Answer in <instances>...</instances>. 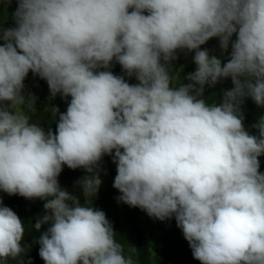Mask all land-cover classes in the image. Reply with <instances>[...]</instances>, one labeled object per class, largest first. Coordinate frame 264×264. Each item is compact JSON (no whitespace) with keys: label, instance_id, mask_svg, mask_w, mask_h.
I'll return each mask as SVG.
<instances>
[{"label":"clouds","instance_id":"clouds-1","mask_svg":"<svg viewBox=\"0 0 264 264\" xmlns=\"http://www.w3.org/2000/svg\"><path fill=\"white\" fill-rule=\"evenodd\" d=\"M11 1L16 24L0 15L10 27L0 35V189L36 203L25 217L38 231L51 226L39 246L27 242L28 222L0 199V264H162L172 254L171 264H264V0H0V7ZM212 37L222 54L232 53L223 66L200 48ZM181 48L195 50L179 57L189 59L186 68L161 63ZM110 64L139 84L97 69ZM32 73L48 82L45 98L61 93L59 104L68 106L55 134L25 105V78L35 94L40 81ZM113 151L110 185L98 174L82 182L91 204L107 198L109 222L58 177L69 183L74 169L91 172ZM121 212L130 228L124 238L114 232ZM130 219L145 223L136 241Z\"/></svg>","mask_w":264,"mask_h":264},{"label":"rangeland","instance_id":"rangeland-1","mask_svg":"<svg viewBox=\"0 0 264 264\" xmlns=\"http://www.w3.org/2000/svg\"><path fill=\"white\" fill-rule=\"evenodd\" d=\"M17 7H18L17 1H15V2L11 1L9 5H4V6L0 7V15H2L3 19L6 22H8L9 24H16V20H15V17L13 14L15 13ZM2 32L3 31H1L0 35H2ZM237 39H238V33H234L232 35L230 41H229V45H232V43H234ZM200 48H202L203 50H208L209 55H211V53L215 52L216 57H218V59H220V60L224 59V62L221 63V66L226 64L231 59L232 53H224L226 56L224 54H222V52H224V49L221 47L220 37L210 38L208 41H206L205 44L201 45ZM194 52H195V50L190 51L186 48L177 49L174 53V55L176 57L175 59H173L169 62H165L164 60L163 61L161 60V63L165 64L168 69H169V65H175V64L179 65L183 68H186L189 64H191L189 62V59L184 61V60L180 59L179 57H182L184 55L194 53ZM224 56H225V58H224ZM97 69H100V71H111L116 76H122L125 79V81L127 83H129L130 85L139 84V81L137 80L135 75L129 76L127 74V72H125L121 69H117L116 66H113L111 64L107 68L100 67ZM177 76H178V74H176V78H177ZM170 77H172L173 81H174V75L171 74ZM31 78H32V80H35V81L42 79L39 75H36L34 73H32ZM224 78H227V77H224ZM231 84H232V82H229V85L231 86L230 88L233 89L235 86H232ZM178 86H179V82H173L172 87L178 88ZM59 94H61V93H57L54 97L51 95L50 97H47L43 100L41 98L37 97L35 100H33L32 102L29 103V104H31L30 108L33 112L34 119L40 120V121L44 120V122H43L44 125L49 126V131L54 132V134L57 132V130L56 129L54 130L52 125H58L59 124L60 114L66 113L67 108H68V106L59 104ZM217 106H219V105H217ZM257 106H259V105H257ZM22 108H23V111L25 112V110H26L25 107L23 106ZM54 109H58L59 111H54ZM114 154H115L114 151H113L112 155L105 154L96 165L92 166L91 172H89L84 167H78V168L74 169L75 171H73L70 174L71 182H69V183H67L66 180L63 179L65 177V174H63L62 172L60 173V175L58 177V181H59L60 187L62 189H65L71 195L76 196L79 199L80 204H81V200H82L83 206H91L94 209L102 210L106 214V218L109 220V222H110V219L107 217V213L105 211V208L107 207V204H108L107 198L105 200H102L100 204H91L90 198L94 195V193H91L89 195V197L86 196L84 189H83L82 182L84 181V179L86 177H92V176H96L98 174L99 178L103 184L110 185L109 182L111 180H113L115 177L114 172L117 173V164L113 162ZM258 158H259L260 165L264 164V154H262ZM80 169L82 170L81 172H79ZM108 169L110 172L107 171ZM259 171L262 173L263 170L259 169ZM79 173H81L82 177L78 176ZM108 175H109V177H108ZM104 178H105V180L107 178V180L105 181ZM0 199H2L3 205L11 208L20 217V219L22 220L23 223L28 222V226H24L25 227V233H24L25 240H27V242H31V243L35 244L36 246H39L40 245L39 240H40L42 234L47 232L48 228L51 225H50V223H45L42 225L41 230L38 231L35 228V224L37 223V221L29 222L26 219V217H25L26 209H32L33 204L35 206H37L36 203H33L31 201H30V203L25 202L22 200V198L19 194L9 195L8 193L4 192L2 189H0ZM82 204H81V206H82ZM131 207H132L131 205L126 203L127 209H131ZM125 214H126L125 212L124 213L121 212L120 214L117 215L118 218L115 219L116 224H118L119 226L116 225L117 229L115 228L114 232L116 234H119L118 235L119 238L126 237L128 235L127 230L130 231L129 226L126 224V222L123 218V216ZM41 218H42V216L39 219H41ZM132 220H134V219H130L129 222L132 223ZM121 225H123V226H121ZM152 226H154V227L156 226L155 221L152 222ZM178 227L179 226L177 225V228ZM117 231H119V233ZM177 232H178L177 238L181 237L183 232L182 231H177ZM150 233H151L150 228H147L145 230V234L148 235ZM152 234L154 236H157L159 234V232L157 230L155 232L152 231ZM182 240L184 243L189 244V242L186 240L185 236L182 237ZM130 246L133 247L134 245L132 244ZM157 248H158V249H156L157 251H161V249H159L160 248L159 245L157 246ZM145 254H147V256L149 258H151V257L154 258L153 255H149V252H146ZM136 257H137L136 253L133 252L132 258L134 261H135ZM173 258L175 261L177 256H174V254H173ZM21 260H23V258H21ZM156 261L161 262L162 257L161 256L157 257ZM184 263L190 264V260H188L187 262L185 261ZM6 264H14V259L8 258ZM140 264H149V262L144 261L143 263L141 262ZM162 264H165V263L162 261Z\"/></svg>","mask_w":264,"mask_h":264},{"label":"trees","instance_id":"trees-1","mask_svg":"<svg viewBox=\"0 0 264 264\" xmlns=\"http://www.w3.org/2000/svg\"><path fill=\"white\" fill-rule=\"evenodd\" d=\"M28 82H29V80H28L27 77H26L25 80H24V88H23V90H22V95L25 97V105H26L27 107H28V105H29V102H28V101H31V100H33V99L36 98L37 93H38V91H39V87H40L41 85H43V84H45L46 86H47V84H48L47 81L40 80V81L37 83V85H36V94H35L33 88H31V90L26 88ZM50 93H51V91H50V88H49V89L45 92V94H44L43 96H41V97H42V98H45V97L48 96ZM34 97H35V98H34ZM243 99L245 100V98H243ZM254 110H255V107H254L252 104H250V105H248L246 111L253 112ZM248 113H249V112H248ZM242 115L245 116L246 113H244V114H242ZM263 118H264V115H263ZM131 225H132V230H133V232H135V233H137V234L139 235V234H141V231H143L144 226H145V223L142 222V221L136 223L134 220H132ZM170 232H171V229H170ZM133 239H134L135 241H136V239H137V236H136L135 234H133ZM167 239H168V238H166V240H167ZM117 240H118L119 242H121V243L124 245V241H122L121 239H117ZM142 241H143V239H142ZM142 245H143V243L141 242L140 247H139V248H140V251L143 250V249H141ZM165 247H166V249H168V250H169V248H170V246L167 245V244H166ZM172 255H173V254H172ZM172 255L170 256V258L167 260V263H165V264H171V262H172ZM176 261H178V264H181V262H179V261H180L179 259H177Z\"/></svg>","mask_w":264,"mask_h":264},{"label":"bare ground","instance_id":"bare-ground-1","mask_svg":"<svg viewBox=\"0 0 264 264\" xmlns=\"http://www.w3.org/2000/svg\"><path fill=\"white\" fill-rule=\"evenodd\" d=\"M8 28H10V27H8L7 25H6V22H2L1 20H0V33H1V31H3L4 29H8ZM11 28H14L13 26H11ZM4 43V41L3 40H1L0 39V45H2ZM27 77H28V75H27ZM49 89V87L48 86H46L45 84H43V85H41L40 87H39V91H38V93H37V96H43L44 94H45V92L47 91ZM35 98V97H34ZM110 175V174H109ZM109 175H108V177H109ZM104 180H105V178H104ZM106 180H107V178H106ZM105 180V181H106ZM120 224V223H119ZM125 224V223H124ZM118 225V224H117ZM119 226V225H118ZM121 226H123V225H121ZM122 228V227H121ZM117 229V228H116ZM118 233H119V231H117ZM133 234H135V232H133L132 231V236H133ZM136 235V234H135Z\"/></svg>","mask_w":264,"mask_h":264}]
</instances>
